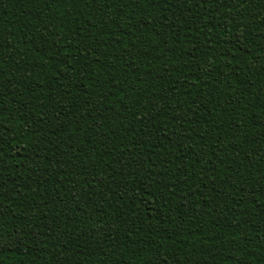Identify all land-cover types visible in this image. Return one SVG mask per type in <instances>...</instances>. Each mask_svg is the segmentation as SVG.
Returning <instances> with one entry per match:
<instances>
[{
	"label": "trees",
	"instance_id": "obj_1",
	"mask_svg": "<svg viewBox=\"0 0 264 264\" xmlns=\"http://www.w3.org/2000/svg\"><path fill=\"white\" fill-rule=\"evenodd\" d=\"M0 264H264V0H0Z\"/></svg>",
	"mask_w": 264,
	"mask_h": 264
}]
</instances>
